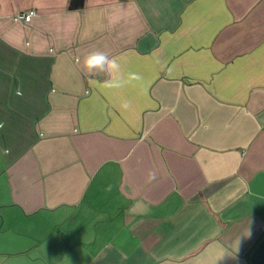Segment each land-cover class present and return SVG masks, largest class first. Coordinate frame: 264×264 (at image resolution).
Here are the masks:
<instances>
[{"label":"crops","instance_id":"1","mask_svg":"<svg viewBox=\"0 0 264 264\" xmlns=\"http://www.w3.org/2000/svg\"><path fill=\"white\" fill-rule=\"evenodd\" d=\"M69 3L0 0V264H249L264 0ZM95 51L143 81L105 88Z\"/></svg>","mask_w":264,"mask_h":264},{"label":"clouds","instance_id":"2","mask_svg":"<svg viewBox=\"0 0 264 264\" xmlns=\"http://www.w3.org/2000/svg\"><path fill=\"white\" fill-rule=\"evenodd\" d=\"M83 66L85 70L89 73L93 69H98L102 71H107L109 74V79L104 81H98L103 83L104 87L107 89H121L132 83L133 81L140 82L143 81L144 77L139 72H130L127 78L121 74V65L116 57H109L107 54L99 51L91 52L84 57ZM21 95L22 93H17ZM121 110L127 111L132 108V102L128 99H122L120 101ZM0 127H3L0 124ZM4 154H8V150H4ZM155 179V176H152Z\"/></svg>","mask_w":264,"mask_h":264},{"label":"water","instance_id":"3","mask_svg":"<svg viewBox=\"0 0 264 264\" xmlns=\"http://www.w3.org/2000/svg\"><path fill=\"white\" fill-rule=\"evenodd\" d=\"M84 0H70L69 9H78L83 7ZM249 264H264V237L258 242L249 256Z\"/></svg>","mask_w":264,"mask_h":264},{"label":"built area","instance_id":"4","mask_svg":"<svg viewBox=\"0 0 264 264\" xmlns=\"http://www.w3.org/2000/svg\"><path fill=\"white\" fill-rule=\"evenodd\" d=\"M37 15V11L34 8H30L27 10H20L13 14L12 18L14 20H19L24 23H30L32 18Z\"/></svg>","mask_w":264,"mask_h":264}]
</instances>
